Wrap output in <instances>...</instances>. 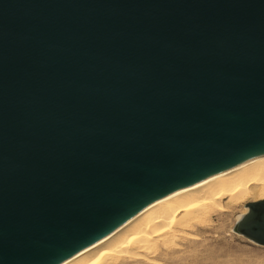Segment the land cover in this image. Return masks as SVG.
I'll return each mask as SVG.
<instances>
[{"label":"water","instance_id":"obj_1","mask_svg":"<svg viewBox=\"0 0 264 264\" xmlns=\"http://www.w3.org/2000/svg\"><path fill=\"white\" fill-rule=\"evenodd\" d=\"M263 155L264 0H0V264ZM233 230L264 245V195Z\"/></svg>","mask_w":264,"mask_h":264},{"label":"bare ground","instance_id":"obj_2","mask_svg":"<svg viewBox=\"0 0 264 264\" xmlns=\"http://www.w3.org/2000/svg\"><path fill=\"white\" fill-rule=\"evenodd\" d=\"M263 195L264 155L147 206L63 264H126L166 252L171 241L202 228L213 214Z\"/></svg>","mask_w":264,"mask_h":264},{"label":"rangeland","instance_id":"obj_3","mask_svg":"<svg viewBox=\"0 0 264 264\" xmlns=\"http://www.w3.org/2000/svg\"><path fill=\"white\" fill-rule=\"evenodd\" d=\"M212 215L211 221L197 230L183 233L170 243L166 252L147 258L126 260V264H264V245L234 232L235 217L243 205Z\"/></svg>","mask_w":264,"mask_h":264}]
</instances>
